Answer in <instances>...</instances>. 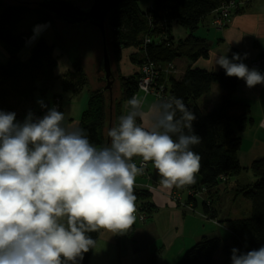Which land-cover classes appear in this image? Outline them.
I'll list each match as a JSON object with an SVG mask.
<instances>
[{
    "label": "trees",
    "instance_id": "trees-1",
    "mask_svg": "<svg viewBox=\"0 0 264 264\" xmlns=\"http://www.w3.org/2000/svg\"><path fill=\"white\" fill-rule=\"evenodd\" d=\"M138 1L127 0L118 4L111 10L106 21L109 32L107 46L110 59L115 69L117 67L120 96L117 100L111 99L102 90L103 87L91 91L78 127L84 130L94 145L106 146L103 129L109 118L115 122L118 120L120 108L137 92L139 69L143 65L153 64L158 72L156 90L163 91L166 105H171L169 110L175 113L174 118L180 120L182 116L177 101L196 117L192 128L201 137L200 144L193 146V151L201 157L200 169L196 174L206 179L203 186L206 198L201 204V210L207 219L216 221L218 212L213 206L212 194L219 193L218 187L222 181L217 179L219 166L221 161H228L231 167L224 176L236 183L243 172L237 159L241 145L237 134L245 131L251 122L248 119L250 110L245 104L233 101L241 79L228 77L222 68L217 72H208L194 66L198 60L207 59L210 54L208 42L196 36L195 32L210 15L221 8L232 10L235 14L243 12L248 0H152V6L145 11L138 7ZM2 3L0 0V44L7 57L5 62H0V109L14 112L20 108L29 112L37 90L36 84H42L40 92L43 93L55 79V44L39 37L30 46L27 59H21L18 54L32 36L33 26L50 24L52 27L55 19L49 13L37 9L35 3L16 2L7 6H2ZM27 10L34 13L31 21L23 25V14ZM173 24L183 28L187 35L175 38L172 34ZM55 39L60 44L59 34L55 35ZM125 49L134 51L129 62L138 69L136 74L124 76L120 73L119 64ZM179 59L187 62L182 75H178L174 63ZM168 67L175 70L176 76L165 81L164 70ZM86 84L85 74L77 68L74 73L68 72L62 76L61 89L74 95ZM213 85L218 86L220 97L214 107L205 111L198 105V100L208 94ZM12 98L15 99L13 103L10 102ZM248 170L255 181L250 184L237 181L234 185L236 193L248 201V216L220 221L229 232L227 237H202L183 254L177 264H231L233 248L247 252L264 246V156L253 161ZM226 184L223 181L227 191ZM134 194L135 205L145 216L144 220H148L155 211L149 201L150 192L134 188ZM188 201L193 209L197 208L196 198L189 196ZM99 233L100 230L89 235L97 241ZM92 251L85 253L79 264H89ZM154 259L155 256L151 255L149 264Z\"/></svg>",
    "mask_w": 264,
    "mask_h": 264
},
{
    "label": "clouds",
    "instance_id": "clouds-1",
    "mask_svg": "<svg viewBox=\"0 0 264 264\" xmlns=\"http://www.w3.org/2000/svg\"><path fill=\"white\" fill-rule=\"evenodd\" d=\"M247 55L220 54L215 66L248 88L264 85V74L243 63ZM37 103L45 113L30 110L22 122L0 109V264H79L96 247L90 233L126 234L136 219L135 178L148 162L164 188L195 182L201 157L193 146L201 137L192 128L195 115L179 101L180 120L171 105L150 126L137 123L136 111L120 116L104 147L66 126L57 106ZM133 157L141 158L139 167ZM231 252V264H264V246Z\"/></svg>",
    "mask_w": 264,
    "mask_h": 264
},
{
    "label": "crops",
    "instance_id": "crops-1",
    "mask_svg": "<svg viewBox=\"0 0 264 264\" xmlns=\"http://www.w3.org/2000/svg\"><path fill=\"white\" fill-rule=\"evenodd\" d=\"M24 1L27 3H35L42 0H36L35 2H29V0ZM63 1L71 2L80 8H87L92 3V0ZM151 6L152 0L138 1V7L142 11L147 10ZM239 6L242 7L244 5ZM213 15H210L195 32V35L205 39L210 47L209 57L207 59L198 60L194 64L196 68L208 72H217L221 69V67L218 65L215 66V59L220 54L227 55V57L231 59L233 53H239L242 57L245 53H247V59H244L243 63H245L250 69L252 68V61L264 58V0H248L243 12L233 14L229 23L223 28H214L212 26L211 21ZM37 27H42V25L36 26L34 30ZM34 30L32 37L39 38ZM186 35H184V37ZM40 36L45 37L44 35ZM133 53L134 51L131 49H125L122 52L121 64L123 61L124 63L127 62L126 65L128 70H126V76L134 73L136 74L138 71V69L129 62V57ZM174 63L177 67L178 75H182L187 62L183 59H179ZM121 64L119 70L123 75ZM258 70L264 74V70ZM140 95H142L141 99L139 98ZM56 96L61 99L59 95H54L53 98ZM136 96L137 100L140 102L137 122L141 126H150L157 113L161 110L157 100L153 97L148 99V95L145 96L141 91L136 92ZM219 97L220 90L218 86L213 85L211 91L198 100V105L205 111L210 110L218 102ZM118 98L114 99L117 100ZM233 101L245 104L250 110L248 119H250L251 122L247 125L245 131L237 134V137L241 141L237 159L240 167L243 168V172L239 175L237 181L241 184H246V182L252 183L255 180L253 176H250L251 172L248 168L253 161L264 156V85H256L253 88H247L245 81L241 79L234 93ZM60 102L61 101H59V103ZM143 107L145 108L143 109ZM135 109L136 107L133 108L129 102L125 103L120 108L119 117L129 114L131 110ZM118 122L119 118L116 122L109 118L105 128L103 129L106 146L110 143L107 131L112 126L117 125ZM64 123L68 127H78L79 120L77 121V119H74L73 117H67L65 118ZM140 161V157H133V162L136 163L138 167ZM230 167L231 164L228 161L223 160L220 163L217 173V179L222 181L218 187L219 193L212 194V200L214 201L213 206L218 212V219L216 221L209 220L202 214L201 204L206 198V191L203 188L206 181L204 177L196 174L194 183L180 188L173 187L171 189H167L159 184L160 177L151 162L147 163L145 171L142 172V174L136 176L134 188H143L150 192L149 201L154 206L155 211L152 213L151 217L148 218V220H141L139 216L143 214L138 210V206L135 205L137 208L135 215L136 219L132 227L128 230V236L136 242L135 233L142 232L145 235L153 237L156 242L161 243L159 244L160 248L158 250H161V252L163 251V254L160 259L155 256L157 261L155 260L152 264H177L183 254L190 247L195 245L202 237H220V231H222L223 234V237L220 238L223 239L227 237L229 232L224 225L220 224V221L226 218H236L241 215L240 208L235 205L229 212L230 217H223L226 216V213L224 210H220L222 197L227 191H231L229 189L237 183V181L234 183V180H228L224 176V173ZM243 174L248 176L247 181L244 179L242 180ZM223 181L227 183V191L224 188ZM196 188L199 190L196 191ZM189 196H193L196 200H198L197 208L193 209L191 207L192 205L188 201ZM217 200L218 203L216 204ZM248 211L249 204L247 203L245 204L244 212L248 213ZM161 223H163L164 226H162ZM157 225H159V230H157ZM206 225L209 227L208 229L206 228ZM211 228L215 230H212ZM187 229L188 235L185 237L184 235ZM118 237L119 244L117 242ZM122 237V235H112L110 232L101 229L96 247L91 253L89 264H113V262H115V260L113 261V256L115 255L116 250L119 251L120 249H127L130 245L128 244L127 246H124L122 244ZM155 245L156 244H154V246ZM131 246L135 247L136 244H131ZM129 249L132 251V248ZM133 249L136 251L135 248ZM150 250L151 245L138 251L136 253L137 255H135V262L133 263L149 264L147 262V258L150 255ZM167 251L170 252V255L169 253L167 254ZM165 255H169V259L166 262L164 260ZM162 257H164L163 260L161 259ZM123 258L127 260V255ZM122 264L131 263L123 262Z\"/></svg>",
    "mask_w": 264,
    "mask_h": 264
},
{
    "label": "rangeland",
    "instance_id": "rangeland-1",
    "mask_svg": "<svg viewBox=\"0 0 264 264\" xmlns=\"http://www.w3.org/2000/svg\"><path fill=\"white\" fill-rule=\"evenodd\" d=\"M2 1H3L2 6L17 4L16 2L27 3L24 0H2ZM30 1L35 2L36 0H29V2ZM38 3L39 2H35V4ZM33 13L34 12L32 10H27L23 14V21H22L23 25H26L31 21ZM227 14H228L227 22L222 27H218V25L216 24L214 25L213 23L214 15H213L211 21L212 26L214 28L225 27L229 23L231 16H233V14L235 13H233L231 10V11H227ZM41 25L43 28L42 31L36 33L37 37H42L40 35H44L45 36L44 38L50 44H55L53 53L54 56L56 57L57 65L53 71L55 79L51 81L50 84H48L49 86L46 88V90L43 93L40 92V88L42 87V84L39 82L36 84L37 90L33 95V104L32 107L30 106L32 108L31 110H33L32 111L33 113H37V111L42 109L40 105L37 103V101L43 100L48 107L57 106L59 110L61 107L60 111L64 112L65 118L73 117L78 121L82 115L83 110L86 107L87 100L90 96V92L104 86V83L101 81L102 71H101L100 62L102 58V44H101L100 34L97 29L91 27L88 24H80V25L68 24L65 20H59V19L54 20V22L52 23L53 29L50 24H41ZM36 26L38 25L32 27L31 29L32 33ZM106 32L108 38L109 32L107 27H106ZM56 34H59L61 36L60 44H57L58 42H56L55 39ZM172 34L175 38H183L184 35H186L185 30L177 24L172 25ZM36 39H37L36 37L31 36L28 39V41L25 43L23 49H21V51L18 54V56L21 59H27L30 52V46ZM6 57L7 54L5 53L2 45L0 44V62L1 61L5 62ZM126 64L127 62L124 63V61L121 64L122 73L124 76L127 75L126 70H128ZM77 68L78 69L80 68L85 74L87 78L86 86L78 94H74V95L70 92L62 91L61 89L62 76H64L68 72L74 73L77 70ZM111 69L114 76V83L112 85V97H111L112 99V98H118L120 96V85L117 76L118 74L116 70L117 67L115 69V64H113L112 61H111ZM139 80H140V76L138 78V81ZM54 95H59L61 99H59L58 96L53 98ZM141 97L142 95L139 96L140 99ZM150 97L155 98L153 95H148V99ZM13 101H15V99L12 98L10 102L13 103ZM59 101L61 102L59 103ZM144 108L145 107H143V109ZM43 110L46 111V109ZM14 112L16 113L17 120L21 122L24 120L25 116L28 113L24 109L22 110L20 108H17ZM242 176H243L242 180L244 179L245 181H247L248 176H246L245 174H243ZM250 176L252 175L250 174ZM246 183L250 184V182H246ZM231 189L233 190L227 191L221 200L222 203L220 206V210H224L226 213V216L223 217L225 218L230 217L229 212L231 211L234 205L239 207L241 210V215L237 217L239 218L247 217L248 214L247 212L246 213L244 212V207L245 204L248 203V201L244 199V197L241 194L236 193L235 190L236 186L235 188L233 186V188ZM217 203L218 200L216 201V204ZM161 225L164 226L163 223H161ZM157 227H158L157 230H159V225H157ZM206 228L208 229L209 227L206 225ZM211 229L215 230L213 228ZM219 234L221 235L220 237H223L222 231H220ZM135 235H136V242L131 238H129L128 232L122 235L123 236L122 244L124 246H127L128 244L130 245L129 247H127V249H123V250L120 249L119 251L116 250L115 255L113 256V261L115 260L113 264H122L123 262L134 264L133 262H135L134 260L136 259L135 257V255H137L136 253L140 250L147 248L149 245H151L150 255H154L156 256V258L160 259L161 255L163 254V251L161 252V250H158L160 248L159 245L161 244L160 242H156L153 237L149 235H145L142 232H136ZM187 235H188V229L185 232L184 236L186 237ZM118 240L119 237L117 238V242L119 244ZM131 244H136V246L132 247ZM154 244H156L155 245L156 247L154 246ZM129 248H132V251ZM133 248H135L136 251H134ZM168 253L170 255V252L167 251V254ZM125 255H127V260L123 258ZM150 255L147 258L148 263L151 257ZM169 255H165V259L164 257H162L161 259L162 260L164 259L166 262L169 259ZM156 258L154 259V261L156 260Z\"/></svg>",
    "mask_w": 264,
    "mask_h": 264
},
{
    "label": "water",
    "instance_id": "water-1",
    "mask_svg": "<svg viewBox=\"0 0 264 264\" xmlns=\"http://www.w3.org/2000/svg\"><path fill=\"white\" fill-rule=\"evenodd\" d=\"M127 0H92L87 8H80L71 2L63 0H42L37 9L49 13L55 20H65L68 24H88L98 30L102 44L101 81L105 83L102 90L112 97L114 76L111 69V59L107 46L106 21L111 10Z\"/></svg>",
    "mask_w": 264,
    "mask_h": 264
},
{
    "label": "built area",
    "instance_id": "built-area-1",
    "mask_svg": "<svg viewBox=\"0 0 264 264\" xmlns=\"http://www.w3.org/2000/svg\"><path fill=\"white\" fill-rule=\"evenodd\" d=\"M227 11H228L227 8H221L214 13V21H213L214 25L216 24L218 25V27H222L226 24L227 16H228ZM146 42H149V40H146ZM251 66L252 68L264 70V58H260V59L252 61ZM139 71H140V80L138 81L137 92L141 91L145 96L153 95L156 98L160 109L162 110L163 107L167 104V99H166V96L162 93L163 91L156 90L155 80L158 76V72L155 70V66L149 63L146 65H143L139 69ZM164 75H165V81H166L169 78L175 77L176 72L175 70H173L172 67H168L164 70ZM133 98L137 99L136 93L132 96V99ZM139 107H140V102L138 103L134 111L138 113ZM44 113L45 111L43 109H40L39 111H37V113H34V114L35 116L39 117V116H42ZM140 165H141V162L139 163V166ZM145 168H146V165L144 166L143 172L145 171ZM148 189L151 190L150 188ZM136 212H137V208H136L134 215H136ZM139 218L141 220H144L143 215H140Z\"/></svg>",
    "mask_w": 264,
    "mask_h": 264
},
{
    "label": "bare ground",
    "instance_id": "bare-ground-1",
    "mask_svg": "<svg viewBox=\"0 0 264 264\" xmlns=\"http://www.w3.org/2000/svg\"><path fill=\"white\" fill-rule=\"evenodd\" d=\"M42 28H43V27H37L34 31H35L36 33H38V32H40V31H42Z\"/></svg>",
    "mask_w": 264,
    "mask_h": 264
},
{
    "label": "flooded vegetation",
    "instance_id": "flooded-vegetation-1",
    "mask_svg": "<svg viewBox=\"0 0 264 264\" xmlns=\"http://www.w3.org/2000/svg\"><path fill=\"white\" fill-rule=\"evenodd\" d=\"M104 85H105V83H104Z\"/></svg>",
    "mask_w": 264,
    "mask_h": 264
}]
</instances>
